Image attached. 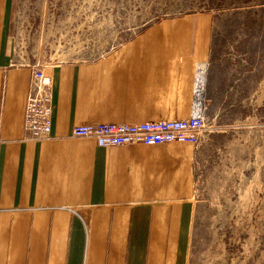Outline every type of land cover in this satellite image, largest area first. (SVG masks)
<instances>
[{"label": "crops", "instance_id": "1", "mask_svg": "<svg viewBox=\"0 0 264 264\" xmlns=\"http://www.w3.org/2000/svg\"><path fill=\"white\" fill-rule=\"evenodd\" d=\"M12 5L0 0V264H193L196 146L102 147L72 130L198 115L208 16L166 18L113 53L41 67L52 130L38 141L25 133L34 66L14 60Z\"/></svg>", "mask_w": 264, "mask_h": 264}, {"label": "rangeland", "instance_id": "2", "mask_svg": "<svg viewBox=\"0 0 264 264\" xmlns=\"http://www.w3.org/2000/svg\"><path fill=\"white\" fill-rule=\"evenodd\" d=\"M189 13L210 23L191 259L264 264V0H13L14 60L44 67L96 59Z\"/></svg>", "mask_w": 264, "mask_h": 264}, {"label": "built area", "instance_id": "3", "mask_svg": "<svg viewBox=\"0 0 264 264\" xmlns=\"http://www.w3.org/2000/svg\"><path fill=\"white\" fill-rule=\"evenodd\" d=\"M34 85L29 96L25 133L29 140H44L52 130V80L41 67L32 69ZM205 116L145 122L94 123L75 126L73 137L94 138L99 146H126L135 144L158 145L190 143L198 146L205 130Z\"/></svg>", "mask_w": 264, "mask_h": 264}]
</instances>
